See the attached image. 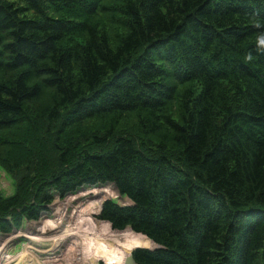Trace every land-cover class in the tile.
Returning <instances> with one entry per match:
<instances>
[{
	"label": "trees",
	"instance_id": "trees-1",
	"mask_svg": "<svg viewBox=\"0 0 264 264\" xmlns=\"http://www.w3.org/2000/svg\"><path fill=\"white\" fill-rule=\"evenodd\" d=\"M261 34L264 0H0V164L17 183L0 231L97 184L34 223L39 246L128 264L99 257L93 228L131 237L132 264H264Z\"/></svg>",
	"mask_w": 264,
	"mask_h": 264
},
{
	"label": "rangeland",
	"instance_id": "rangeland-1",
	"mask_svg": "<svg viewBox=\"0 0 264 264\" xmlns=\"http://www.w3.org/2000/svg\"><path fill=\"white\" fill-rule=\"evenodd\" d=\"M108 183V182H107ZM100 184V183H99ZM105 185L104 183H101ZM112 182H109V186L113 187ZM97 184L94 185H82L78 187L76 190L70 191L64 195H61L58 191L53 190V199L48 204L47 208L41 212L39 218L36 219H29L24 218L23 222L20 227H15L10 231H0V256L3 259H0V264H5L6 258H10V261L7 264H34L32 261L37 262L36 264H41L40 261L46 257V254L54 256V261L50 264H70V254L73 253L74 255V246L72 243H64L61 245L60 248H52L49 245L39 246L37 244V230L39 229L34 223H40L42 220L46 218H54L56 216L53 215L55 203L63 202L65 199L69 198L70 196L76 194L77 192L81 191V189L85 188H92ZM16 178L14 177L13 173H10L5 167L0 164V193L4 195H10L15 192L16 190ZM115 198L120 203L126 204L131 203V199H127V196H124L123 199H119L117 197L109 196L107 198ZM94 199L93 195L87 196L83 200V204L85 202H89ZM104 199V200H105ZM104 202V201H103ZM101 211V210H100ZM99 214V213H98ZM96 214V216L98 215ZM98 217V216H97ZM72 226V225H70ZM93 228H91L92 234ZM27 233H30L28 237L26 236ZM62 233V232H61ZM32 245L33 249H28L27 246ZM27 254H32L34 256H28ZM102 255V252L99 256ZM73 258V257H72ZM104 259H100L97 261V264H101ZM46 263V261H45ZM48 263V262H47Z\"/></svg>",
	"mask_w": 264,
	"mask_h": 264
},
{
	"label": "bare ground",
	"instance_id": "bare-ground-1",
	"mask_svg": "<svg viewBox=\"0 0 264 264\" xmlns=\"http://www.w3.org/2000/svg\"><path fill=\"white\" fill-rule=\"evenodd\" d=\"M104 231H105V228H104ZM92 236L94 239H98V243L102 245L101 247L102 254L104 253L110 254L111 252H115L118 255L122 256L127 261L128 264H132L131 260L128 257V253L126 250V244L132 241L131 237L124 236V237H119V238H112L106 232L103 235L101 231L98 232L97 230H92ZM2 258L3 257L0 256V259ZM40 262H43V261H40Z\"/></svg>",
	"mask_w": 264,
	"mask_h": 264
},
{
	"label": "clouds",
	"instance_id": "clouds-1",
	"mask_svg": "<svg viewBox=\"0 0 264 264\" xmlns=\"http://www.w3.org/2000/svg\"><path fill=\"white\" fill-rule=\"evenodd\" d=\"M257 27H259V25H257ZM257 46L264 50V34H261L258 36L257 38ZM253 59V57L251 56V54H249L247 57H246V60L247 61H251Z\"/></svg>",
	"mask_w": 264,
	"mask_h": 264
},
{
	"label": "water",
	"instance_id": "water-1",
	"mask_svg": "<svg viewBox=\"0 0 264 264\" xmlns=\"http://www.w3.org/2000/svg\"><path fill=\"white\" fill-rule=\"evenodd\" d=\"M116 185V184H115ZM117 186V185H116ZM118 188V187H117ZM102 207H103V204H102V206H101V209H102ZM131 256H132V258H134L133 257V252L131 253ZM135 260V259H134ZM136 261V260H135ZM138 263V262H137Z\"/></svg>",
	"mask_w": 264,
	"mask_h": 264
}]
</instances>
